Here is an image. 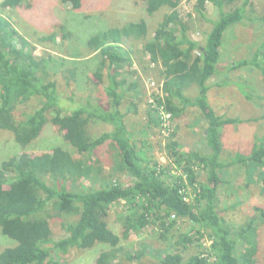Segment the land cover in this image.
<instances>
[{"label": "trees", "instance_id": "16d2710c", "mask_svg": "<svg viewBox=\"0 0 264 264\" xmlns=\"http://www.w3.org/2000/svg\"><path fill=\"white\" fill-rule=\"evenodd\" d=\"M28 1L1 0L0 5L1 9H28ZM60 1L70 2L73 10L84 5L83 0ZM144 1L149 16L166 9L150 37L149 22L145 19L130 21L121 29L108 22L106 29L88 37V51L98 53L100 62L87 80L92 84L95 82L93 85L98 91L102 90L106 99L101 93L90 96L93 95L90 91L82 103L77 101L75 109V106L68 107L66 101H75L77 67L68 64L59 71L53 56L35 55L34 44L11 22L10 13L7 16L0 14V130L11 131L17 143L25 147L37 139L45 124L50 122L79 155L54 146L50 151L22 152L2 162L0 230L13 244L0 250V264H45L53 260L50 256L60 258L72 248L86 249L97 243L107 249L96 254L93 264H131L146 254V246L133 252L121 243L131 231L156 224L164 238L169 232L165 224L178 219L189 220L198 226L197 232L206 233L210 244L205 248L197 244L196 253L185 259L181 250L189 246L193 237L183 234L177 242L178 250L158 257L153 252L158 263L260 264L255 237L258 227L254 218L237 227L227 222L220 214L216 189L222 183L221 172L233 161L221 160L222 131L245 121L264 120V114L246 119L218 114L209 100L212 84L222 86L224 80L227 83L235 81L221 79L207 84V80L224 71L220 70V64L227 66L222 63L226 59L224 32L235 25L248 29L257 24L263 26L264 16L256 12L252 0H196L194 9L201 17H205L207 3L219 11L216 20L205 17L212 26L204 33L202 42H198L190 37L189 25L178 12L184 0ZM59 29L62 35L50 30L39 35L37 41L49 46L57 43V39L64 42L69 33L63 31L62 25ZM247 37H250L249 32ZM123 39L142 42L140 59L148 65L154 64L159 70L165 108L174 121L184 118L187 110L200 114L196 118L205 119L199 129L204 132V141L210 148L208 153H202L200 149L183 150L174 131L166 137L167 152L181 168L183 177L168 175L169 170L160 168L157 160L151 163L128 130V112H137L141 99L136 96L139 82L128 83L123 72L131 64L130 57L122 49ZM240 47L237 49L234 45L232 48L236 60L231 59L226 70L236 71L249 66L253 75L235 83L243 86L239 89L246 100H262L264 39L248 48ZM250 79L253 81L249 86ZM60 87L65 88L66 98L61 97ZM140 95L142 98L144 94L141 92ZM125 97L131 104L122 108ZM33 102L37 104L30 106L27 113L21 111L23 116L18 119L19 107ZM146 116L148 122L144 125L150 126L157 114L147 107ZM96 121L111 124V130L93 135L90 126ZM156 123L159 125L158 118ZM254 139L253 147L247 153H237L234 163L254 162L264 169V129ZM104 146L112 152L108 156V169L95 154ZM199 169L206 171V183L199 181ZM123 173L132 176L130 183L116 182L117 176ZM83 182L88 186L83 187ZM194 184L197 186L195 196L187 199L185 190ZM120 202L132 207L133 211L125 216L122 234L118 235L109 226L106 216L110 206ZM255 208L264 218V210L259 206ZM55 216L62 221L66 233L59 239L52 235L51 219ZM53 264L58 263L53 260Z\"/></svg>", "mask_w": 264, "mask_h": 264}, {"label": "rangeland", "instance_id": "374dc122", "mask_svg": "<svg viewBox=\"0 0 264 264\" xmlns=\"http://www.w3.org/2000/svg\"><path fill=\"white\" fill-rule=\"evenodd\" d=\"M28 2L30 4L28 9H1L2 7L0 5V14L7 16L10 13L11 17H8L11 19V22L34 44L35 55L53 56L52 60L59 71L68 64L77 67L78 84L75 91L76 95H74L76 99L74 98L75 101L72 103L70 101L68 103V100L66 101L68 107L75 106L73 109L78 107V102L82 103L85 100L90 91L92 92L90 94H93L90 96L100 95L99 93H101L102 98L106 99L102 90L98 91V88H95L93 85H96V83L94 82L92 84L87 80L89 74L96 69L100 62L98 53L88 51V37L91 34L99 32V30L106 29L105 25L107 27L110 23L111 25L117 24L118 28L121 29L130 21H139L140 19H145L149 22L148 37H150L152 29L154 30L157 26L156 23H158L162 15L166 12V9L163 8L155 12L152 16L147 15L144 0H83L84 5L79 10H73L70 2L61 3L60 0H29ZM195 2L196 0H184L179 5L178 12L189 25L188 31L190 37L195 41L202 42L204 33L212 26V22L207 21L205 17L210 20H216L219 17V11L215 10L211 3H207L205 17H201L194 9ZM252 3L256 12L264 16V0H252ZM59 25L64 26V32L69 33L64 42L57 39V43L49 46L48 43L42 44L37 41L39 35L45 34L50 30H56L59 35H62ZM246 25L248 26V24ZM249 28L235 25L234 27H230L227 32H224L223 37H226L224 45L226 59L222 63H225L227 66L225 67L220 64V70L224 71H221L217 77L209 78L207 84L221 79H232L237 82L239 79H248L250 75H253V71H250L252 69L249 66L248 68L245 67L236 71L226 70L229 66L228 64L231 63L229 61L235 58V53L231 52L234 45H236L237 49L240 46L248 48L250 45L264 39V25L260 26L257 24V26ZM250 30H252V33ZM247 31L250 34L249 38L247 37ZM141 48V41L123 39L122 49L127 53L131 61L130 66L126 67L123 72L126 73L128 83L133 80L139 82L138 90L140 92L138 91L136 96L138 99H141L137 112H133L134 110H129L128 112L126 117V122L129 127L128 130L132 132V138L135 140L136 145L151 160V163L157 160L160 168L169 170L167 172L168 175H172L173 178L175 176L183 177L181 168L167 152L166 145L168 140L162 134L159 125L156 123L157 118L159 120L158 115L157 117L155 116L153 123L149 121L151 123L150 126L144 125V122H148L146 108H152L150 100L154 98L152 93L156 94L154 87L152 90L148 89L147 81L153 80L161 84L162 79L159 70L154 64L148 65L147 62H143L140 59L141 56L139 54L141 52L139 50ZM241 49L242 47H240ZM242 52L244 50L240 53ZM63 63L65 64L62 65ZM252 81L251 79L249 80V86ZM222 82L225 85L221 84L222 86H219L212 84V91L209 94V100L215 112L242 119L258 117L264 114V98L256 102L246 100L243 91L239 89L242 85L240 86V84H236L235 82L227 83L225 80ZM60 90L62 91L61 97L66 98L67 94L64 93L65 88L60 87ZM128 92L130 93V91ZM141 92L144 94L142 98L140 95ZM122 103V108H127L131 104L128 97L127 99L125 97ZM36 104L37 102H33L26 104V107H19L16 112L17 118H22L23 114H20L21 111H26L27 113V109ZM24 107L25 109H23ZM186 112L184 118L181 120L176 119L172 121L175 125L171 132H176L175 138L181 144L183 150L200 149L202 153L210 152V148L206 141H204V132L199 129L204 124L205 119L203 117L196 118L200 114L191 113L188 110ZM143 126L145 127L143 128ZM111 128L112 125L107 122L96 121L91 123L90 131L93 135H98L101 132L110 131ZM263 129L264 120L260 119L259 121H245L237 125H231L222 131L221 160L227 162L233 161L230 167H226L221 172L222 183L216 189L219 198L220 214L227 222L237 227L243 225L250 218H254L255 225L258 227V232L255 233V237L259 246L260 264H264V218L255 207L259 206L264 210V169L259 163L249 162L248 164H243L242 162L239 164L234 162L237 153H247L253 147V142L256 140L254 136L261 135ZM54 146H61L70 151L74 156L77 155L76 151L65 142L63 136L50 122L45 124L41 135L25 147H21L17 143L11 131L0 130V168L2 162L12 156L20 155L22 152L39 153L42 151H50ZM107 147L104 146L95 152L101 162H103L105 169H108V164H110L108 156L109 154L112 155L111 150L109 152L107 151ZM130 179H132V176L123 173L117 176L116 182L128 184L131 182ZM206 180V171L199 169V181L206 183ZM82 185L83 187H87L88 183L83 182ZM195 188L197 189L196 184H194V187L187 186L185 190L189 195H187V199L195 196ZM131 211H133V208L126 207L123 202L110 206L106 221L118 235L122 234L124 218ZM51 224L52 235L55 239L66 235L65 229L62 227V221L58 220V217L55 216L51 219ZM171 224H175L173 228ZM165 225L169 232L165 233L164 238L160 236V229L157 228L156 224H148L141 230L131 231L129 236L124 241L122 240L121 243L124 244V247L133 252L138 251L141 246H146L144 249L146 254L140 259L134 260L131 264H160L157 258L154 257L153 252L157 254V257L163 253L172 252L179 247L177 242L181 240L180 238L183 234H188L193 237V241L188 243L189 246L186 249L181 250L179 248L185 259L196 253L198 249L196 248L197 244H201L203 248L210 244V239L206 233L199 234L197 230L200 228L189 220L178 219L174 223ZM11 244H13V241L3 235L0 230V250ZM104 249H107L105 245L97 243L91 248H72L60 258L50 256V259L56 260L58 264H93L96 254ZM53 260L47 261L45 264H53Z\"/></svg>", "mask_w": 264, "mask_h": 264}, {"label": "built area", "instance_id": "2783aa9c", "mask_svg": "<svg viewBox=\"0 0 264 264\" xmlns=\"http://www.w3.org/2000/svg\"><path fill=\"white\" fill-rule=\"evenodd\" d=\"M147 86L149 90H152L153 87L155 88L156 94L152 93L154 98L150 100V104L159 117L160 131L167 137L174 128L175 124L172 122V114L165 108L163 81L161 84H158L153 80H149L147 81Z\"/></svg>", "mask_w": 264, "mask_h": 264}]
</instances>
